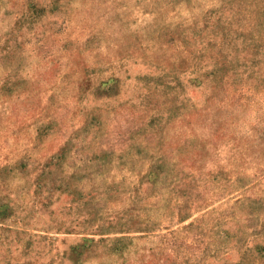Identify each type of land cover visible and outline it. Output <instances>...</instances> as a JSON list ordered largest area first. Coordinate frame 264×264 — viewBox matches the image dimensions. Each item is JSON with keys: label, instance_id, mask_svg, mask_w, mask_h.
<instances>
[{"label": "rangeland", "instance_id": "obj_1", "mask_svg": "<svg viewBox=\"0 0 264 264\" xmlns=\"http://www.w3.org/2000/svg\"><path fill=\"white\" fill-rule=\"evenodd\" d=\"M0 264H264V0H0Z\"/></svg>", "mask_w": 264, "mask_h": 264}]
</instances>
